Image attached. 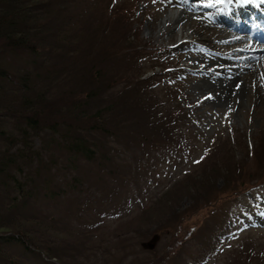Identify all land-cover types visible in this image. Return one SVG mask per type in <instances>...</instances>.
<instances>
[{"label":"rangeland","instance_id":"374dc122","mask_svg":"<svg viewBox=\"0 0 264 264\" xmlns=\"http://www.w3.org/2000/svg\"><path fill=\"white\" fill-rule=\"evenodd\" d=\"M181 1L79 0L62 11L67 39L103 36L100 66L126 82L106 90L120 98L115 133H96L107 165L69 172L63 184L76 177L79 187L29 208L32 236L57 244L63 264H264V159L256 156L264 154V77L231 107L198 90L215 68L206 71L199 59L222 58L226 47L215 36V48L201 42L195 20L194 30L185 20L181 27L163 20L184 13L211 21L225 3L186 0L196 8L188 10ZM257 42L255 52L264 46ZM235 163L237 183L246 182L224 192L212 164ZM155 234V247L143 248ZM36 260L21 262L59 264Z\"/></svg>","mask_w":264,"mask_h":264},{"label":"trees","instance_id":"16d2710c","mask_svg":"<svg viewBox=\"0 0 264 264\" xmlns=\"http://www.w3.org/2000/svg\"><path fill=\"white\" fill-rule=\"evenodd\" d=\"M78 1L0 0V264H23L26 255L63 264L57 244L32 236L29 208L79 187L76 177L71 186L63 184L69 172L109 161L96 133H115L112 109L120 98L107 97L106 90L126 82L100 66L95 49L103 36L67 39L62 11ZM212 165L213 174L223 175L224 192L246 182L237 183V163Z\"/></svg>","mask_w":264,"mask_h":264},{"label":"bare ground","instance_id":"6f19581e","mask_svg":"<svg viewBox=\"0 0 264 264\" xmlns=\"http://www.w3.org/2000/svg\"><path fill=\"white\" fill-rule=\"evenodd\" d=\"M181 3L183 7L188 10L196 9L192 8L191 4L186 0H182ZM262 6H264L262 0H251V2L247 4H241L240 0H232V3H227V0H225L223 9L218 12L219 16L217 15L215 18H210L212 19L211 21L208 19L201 20L198 19V17L189 16L184 13H181L177 17H174V14H170L165 20H163L165 23V21L171 19L173 20L174 25L178 24V27H181V21L185 20L188 21L189 28L191 29L194 27L195 23H193V21L195 20L196 25L200 26L199 28L201 29L199 35H204L203 37H205V41L199 39L201 42H207L206 45L208 44V47L209 45H212L214 48V44H211L214 41V36L220 40V43L223 42V46L225 45L226 48H223L222 58L209 55L205 59H199L202 63H209V66L204 67L205 70L207 67L210 68L214 66L215 68L209 72L210 76L206 77L198 85V90L202 89V91L209 97H213L224 104H229L230 107L231 105L240 104V101L244 98L245 94L249 93V84L258 88V83L261 81V77H264V46H262L263 50L261 51H252L253 48L259 46L252 32H250V35L248 36H252L254 39H242L236 37L235 33L231 31H222L217 25H219L218 23L220 22L228 23L232 18H237L244 12L260 10L261 13H263L264 9ZM260 23L264 26V22ZM240 27V23L234 26V28ZM182 29L185 30L183 27ZM216 50L219 49L216 47Z\"/></svg>","mask_w":264,"mask_h":264},{"label":"water","instance_id":"95a60500","mask_svg":"<svg viewBox=\"0 0 264 264\" xmlns=\"http://www.w3.org/2000/svg\"><path fill=\"white\" fill-rule=\"evenodd\" d=\"M158 239H159V235L155 234L152 236V238L149 241L142 242L141 245L143 248L153 249Z\"/></svg>","mask_w":264,"mask_h":264},{"label":"snow or ice","instance_id":"6c2138e0","mask_svg":"<svg viewBox=\"0 0 264 264\" xmlns=\"http://www.w3.org/2000/svg\"><path fill=\"white\" fill-rule=\"evenodd\" d=\"M250 2H251V0H240L241 4H247ZM262 2H264V0H262ZM216 3L217 4H223V3H225V0H216ZM227 3H232V0H227Z\"/></svg>","mask_w":264,"mask_h":264}]
</instances>
